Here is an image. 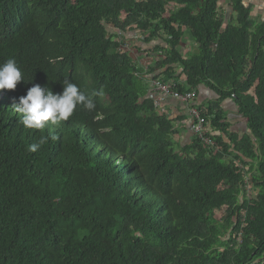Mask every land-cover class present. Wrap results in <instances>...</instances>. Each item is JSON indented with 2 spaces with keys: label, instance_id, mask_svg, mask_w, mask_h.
<instances>
[{
  "label": "trees",
  "instance_id": "16d2710c",
  "mask_svg": "<svg viewBox=\"0 0 264 264\" xmlns=\"http://www.w3.org/2000/svg\"><path fill=\"white\" fill-rule=\"evenodd\" d=\"M223 1L0 0V64L14 59L24 78L0 90V264H262L264 18L245 0L221 14ZM127 32L165 44L146 71L123 49ZM187 39L197 52L183 58ZM150 75L214 93L194 105L220 132L208 130L211 148L194 135L179 147ZM64 81L94 109L26 128L19 98L34 84L62 93ZM227 98L241 135L222 115Z\"/></svg>",
  "mask_w": 264,
  "mask_h": 264
},
{
  "label": "clouds",
  "instance_id": "9594fccd",
  "mask_svg": "<svg viewBox=\"0 0 264 264\" xmlns=\"http://www.w3.org/2000/svg\"><path fill=\"white\" fill-rule=\"evenodd\" d=\"M23 79V73L14 59L0 64V90H14ZM94 95L102 96L103 92H96ZM78 106L92 110L95 104L92 97L86 96L77 85L64 81L63 91L58 94L47 86L34 84L26 95L19 98L15 108L22 114V123L26 128L42 131L49 123L59 125L62 121H67ZM51 138L56 137L53 135ZM48 139V136L42 135L37 143L29 146V151H37Z\"/></svg>",
  "mask_w": 264,
  "mask_h": 264
},
{
  "label": "crops",
  "instance_id": "0c3cea01",
  "mask_svg": "<svg viewBox=\"0 0 264 264\" xmlns=\"http://www.w3.org/2000/svg\"><path fill=\"white\" fill-rule=\"evenodd\" d=\"M253 7L256 8L257 5L253 4ZM227 9L229 10L228 4L226 3L224 4V10L227 11ZM122 35H124V38L126 39V45L128 47L123 49L129 52L132 61L138 66H140L143 71H146L148 67H152L153 64L157 61V59L163 55L162 52L157 53L156 48L154 49L156 45L165 47V44L161 39L153 41L149 44H145L144 42H142V37L140 36V34L134 32H127L123 33ZM188 40H186V42L181 45V51H184L187 48H189L190 50V46L187 42ZM193 47L195 46L193 45ZM154 74L158 75L161 73L160 71H156L154 72ZM180 74V69H178L176 76H180ZM150 77L151 76H149V78ZM180 77L183 79L182 81H184V76L181 75ZM195 93L196 104L198 106L203 107L204 109L209 106L210 102L216 99L214 93L208 88H206L204 85H200ZM162 107L163 112L160 114L165 115L169 120L173 121L175 129L180 131V134L176 137L179 147L182 148L183 146L189 144L193 134L190 132V125L192 123V120L189 116L187 106L179 103L178 101L166 97L163 98ZM220 109L223 113L222 115L224 116L225 121H227L230 125V132L239 135L246 132V120L237 114V109L232 99L227 98L223 100L220 103ZM208 128L210 129L211 135L220 134V132L214 131L209 125ZM223 137L225 138L224 135Z\"/></svg>",
  "mask_w": 264,
  "mask_h": 264
},
{
  "label": "built area",
  "instance_id": "2783aa9c",
  "mask_svg": "<svg viewBox=\"0 0 264 264\" xmlns=\"http://www.w3.org/2000/svg\"><path fill=\"white\" fill-rule=\"evenodd\" d=\"M150 91L148 97L154 102L156 110L160 113L163 112L162 101L163 98H171L179 103L186 105L188 108L189 116L192 120L190 125V132L197 136L202 143L207 147L213 146V140L207 136L209 130L206 119L202 116L201 112L194 106L196 104V94L194 91L187 93H179L174 89V83H163L160 80H155L150 77ZM240 236L238 242H240ZM264 264V261L262 262Z\"/></svg>",
  "mask_w": 264,
  "mask_h": 264
},
{
  "label": "rangeland",
  "instance_id": "374dc122",
  "mask_svg": "<svg viewBox=\"0 0 264 264\" xmlns=\"http://www.w3.org/2000/svg\"><path fill=\"white\" fill-rule=\"evenodd\" d=\"M245 2L246 3H249V2H251V3H253V4H255V5H257V7L256 8H258V9H256L255 8V10L253 11V16L252 17H256L257 18V20H262L263 18H264V0H245ZM227 3V1L225 0V2L223 3V4H226ZM221 7V6H220ZM221 8H223V7H221ZM220 8V13L221 14H225V12H224V9H221ZM141 36V35H140ZM188 40V39H187ZM188 42V45L190 46V50H189V48H187L188 49V51H187V49L186 50H184V51H181L182 52V56H183V58H188V57H190V53H192V55H193V53H196L197 52V49H196V47H193V45H194V43H192L190 40H188L187 41ZM193 44V45H192ZM128 48V47H127ZM194 48V49H193ZM194 51V52H193ZM162 54H164V53H162ZM151 77H152V75H150ZM179 77V79H178V82L179 81H182L183 79L180 77V76H178ZM149 78V77H148ZM183 82V81H182ZM182 82H179V83H182ZM252 193H254V192H252ZM251 193V191L247 194V196L250 198V197H253V196H255V194L253 195ZM221 212H216L215 213V217L217 218V219H220L221 218Z\"/></svg>",
  "mask_w": 264,
  "mask_h": 264
}]
</instances>
